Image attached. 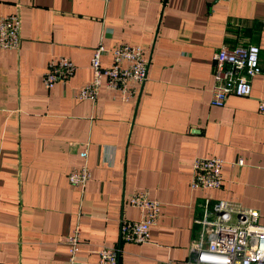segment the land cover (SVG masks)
<instances>
[{"label":"crops","instance_id":"0c3cea01","mask_svg":"<svg viewBox=\"0 0 264 264\" xmlns=\"http://www.w3.org/2000/svg\"><path fill=\"white\" fill-rule=\"evenodd\" d=\"M13 12L20 46L0 49V263L70 264L77 223L73 264H95L99 246L115 248L117 264H184L204 198L254 209L264 224V0H0V15ZM99 40L143 48L146 78L127 102L104 88L94 102L74 98ZM249 43L260 66L250 93L210 105L212 54ZM60 55L73 75L45 89ZM196 156L223 160L220 188L189 189ZM84 162L80 190L66 175ZM139 190L159 217L147 242H124L119 223L139 218L126 201Z\"/></svg>","mask_w":264,"mask_h":264},{"label":"built area","instance_id":"2783aa9c","mask_svg":"<svg viewBox=\"0 0 264 264\" xmlns=\"http://www.w3.org/2000/svg\"><path fill=\"white\" fill-rule=\"evenodd\" d=\"M19 30L17 12L0 15V49L18 50ZM258 52V46L249 43L230 48L222 45L212 54L210 105L221 106L229 95L247 96L250 93L251 79L260 73ZM106 54L110 55V63L104 66L101 57ZM146 67L141 46L123 43L107 48L99 40L89 59L90 79L77 88L74 98L94 102L104 88L117 93L119 101L127 102L136 95V88L143 84ZM73 72L74 64L68 57H51L42 73V85L49 89L57 82H66ZM256 110L264 113V99L257 101ZM236 164L241 165L242 160L238 158ZM223 165L219 157H194L190 163L189 189L220 188ZM90 176L84 162L71 169L66 179L71 186L81 190ZM126 201L138 211L139 218L120 221V240L145 243L149 228L159 217L160 203L150 199L146 190L132 193ZM257 219L258 212L254 209L236 210L226 201L216 202L210 207L208 199L204 198L201 215L194 220L198 230L190 241L184 264H264V224H259ZM65 240L68 245L67 260L70 264L76 263L82 244L77 223L70 228ZM96 254L95 264H117L113 247L99 246Z\"/></svg>","mask_w":264,"mask_h":264}]
</instances>
